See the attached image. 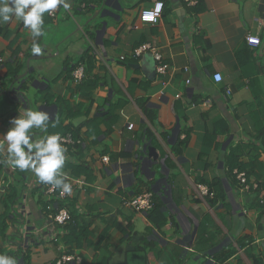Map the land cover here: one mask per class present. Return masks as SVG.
<instances>
[{"label":"crops","instance_id":"obj_1","mask_svg":"<svg viewBox=\"0 0 264 264\" xmlns=\"http://www.w3.org/2000/svg\"><path fill=\"white\" fill-rule=\"evenodd\" d=\"M83 1L66 0L53 18L45 13L36 41L14 17L0 23V158L11 119L43 110L53 118L46 132L32 129L34 139L73 134L82 147L65 152L61 173L87 183L68 202L73 223L58 227L54 241L37 232L40 181L2 163L17 199L0 254L17 264H55L62 248L82 264H264V207L228 174L237 163L249 182L264 184V0H197L192 8L160 0L155 25L138 16L156 0H87L82 9ZM248 35L260 45H249ZM145 42L162 53L166 75L155 74L149 55L130 57ZM92 44L101 60L78 91L71 72ZM195 185L213 187L216 202L196 198ZM144 192L155 196L160 228L123 207ZM6 196L0 192V216Z\"/></svg>","mask_w":264,"mask_h":264},{"label":"clouds","instance_id":"obj_2","mask_svg":"<svg viewBox=\"0 0 264 264\" xmlns=\"http://www.w3.org/2000/svg\"><path fill=\"white\" fill-rule=\"evenodd\" d=\"M59 5L65 9L68 7L66 0H0V23H7L14 17L29 29L33 41H36L44 35V14H51ZM31 50L37 55L42 51L38 43H33ZM52 118L49 112L27 108L11 119V127L2 137L7 144V156L0 163L12 165L21 171L30 170L40 182L69 193L71 185L61 173L66 161L61 136L55 133L34 139L32 132V129L46 132ZM0 264H17V260L0 254Z\"/></svg>","mask_w":264,"mask_h":264},{"label":"built area","instance_id":"obj_3","mask_svg":"<svg viewBox=\"0 0 264 264\" xmlns=\"http://www.w3.org/2000/svg\"><path fill=\"white\" fill-rule=\"evenodd\" d=\"M87 1V0H84ZM84 1L81 3L80 7L83 9L86 5ZM185 7L192 8L197 5V0H181ZM59 6L52 11L51 14L47 13L49 17H55ZM164 11V3L160 0H156L148 8H144L139 12V21L144 25H155L161 19ZM246 42L254 47L260 45V39L254 35H248L246 37ZM90 55L101 60V54L98 49L92 44L90 45ZM131 58L137 59L144 55H149L154 63V70L157 76H164L168 72L169 66L165 63L164 57L160 50L154 46L152 43L145 42L140 44L136 48L132 49L129 53ZM121 59H125L121 56ZM4 63V58L0 53V66ZM72 83L75 86L80 85L85 79V66L83 63H77L71 72ZM213 81L215 83H220L222 77L219 73L213 75ZM229 91L227 90V94ZM62 146L66 151L73 149L76 145L81 144L80 140H74L71 134L60 135ZM0 161L2 159L0 158ZM102 161L107 163L109 161L108 157H103ZM2 163H0V167ZM236 174V179L240 186L242 192H250L256 189L255 182H249L246 180L245 174L241 172L234 171ZM71 185V192L65 193L61 188L54 187L53 185L40 182V188L44 194L45 201L40 207V215L43 220L42 228L37 230L39 233L46 234L51 240L57 241L55 238V231L58 227L65 226L71 221V215L68 207L57 205L59 202H65L74 198L77 193L84 192L86 190L87 183L84 179H77L72 182H67ZM8 188V182L6 176H0V192L4 193ZM195 197L204 200V198L212 199L214 193L210 192L209 188L205 185H195L194 188ZM262 206H264V200L261 201ZM123 207L132 211H137L142 214H147L153 208V193L144 192L136 197H132L128 201H124ZM19 221L22 223V218L25 212L20 208L17 212ZM55 264H82V258L77 252L68 253L64 248L55 262ZM249 264V263H248Z\"/></svg>","mask_w":264,"mask_h":264},{"label":"trees","instance_id":"obj_4","mask_svg":"<svg viewBox=\"0 0 264 264\" xmlns=\"http://www.w3.org/2000/svg\"><path fill=\"white\" fill-rule=\"evenodd\" d=\"M92 61L94 62V57L90 55V52H87L86 53V56L83 57L79 62L83 63L84 66H85V79L84 81L76 86L77 90L81 91V88H82V85L85 83V81L87 80V78L89 77L90 75V72L91 70L93 69V66H92ZM78 62V63H79ZM143 113L145 114V111L143 110ZM72 135V138L75 140L73 134ZM76 138H79L76 137ZM76 141V140H75ZM82 144H79V145H76L74 148H81ZM236 169V170H234ZM234 171H237V172H241L243 171V166H241L240 164H237V163H233V165H229V171H228V174L231 176V182L233 185L237 184V186H239L238 184V181L236 179V174L234 173ZM244 172V171H243ZM245 174V177H246V180L248 181V178H247V173L244 172ZM249 183V181H248ZM256 184V189L254 190H251L253 193L256 194V200H257V203L262 206L261 204V201L264 200V184H262L261 182H255ZM210 190V192H213L214 193V197L211 199L212 201L210 202V205H212L213 203L216 202V199H215V192H214V189L213 187L211 186H207ZM240 188V186H239ZM250 191V193H252ZM263 192V193H262ZM6 193H7V196H6V199H7V205H6V211L3 212V214L0 216V234L3 235V236H7L6 234V231H7V226L5 224V218L8 217V209L10 210L12 205L14 204V202L16 201L17 199V192H16V189H10V188H7L6 189ZM249 193V192H248ZM210 199V198H209ZM71 201V200H70ZM69 200L68 201H63V202H59L57 205L59 206H66L68 207L69 206V203L70 202ZM264 207V206H263ZM69 209V208H68ZM70 215H71V221L68 222L65 226H63L64 228H66L67 226H69L70 224L73 223V214L72 212L70 211ZM146 218H147V221L149 222V224L151 226H155L156 228H160L162 226V224L164 223V218L162 217L161 213H160V210L155 202V196L153 195V208L151 211H149L147 214H146ZM70 223V224H69ZM27 252V250H25V253ZM249 263V262H248ZM249 264H259L258 262H254V263H249Z\"/></svg>","mask_w":264,"mask_h":264},{"label":"water","instance_id":"obj_5","mask_svg":"<svg viewBox=\"0 0 264 264\" xmlns=\"http://www.w3.org/2000/svg\"><path fill=\"white\" fill-rule=\"evenodd\" d=\"M22 77H24V76H18V77H16L15 78V82H18V81H20V79H22ZM12 87H13V84L10 86V89L9 90H12ZM148 156L149 157H153L154 156V154H153V149H148Z\"/></svg>","mask_w":264,"mask_h":264}]
</instances>
